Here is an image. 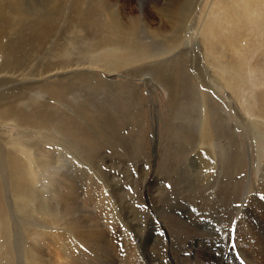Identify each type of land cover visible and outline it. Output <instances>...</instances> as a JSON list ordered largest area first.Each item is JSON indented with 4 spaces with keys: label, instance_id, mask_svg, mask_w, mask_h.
<instances>
[{
    "label": "rangeland",
    "instance_id": "rangeland-1",
    "mask_svg": "<svg viewBox=\"0 0 264 264\" xmlns=\"http://www.w3.org/2000/svg\"><path fill=\"white\" fill-rule=\"evenodd\" d=\"M103 1L123 24L136 21L135 36L152 46L153 52L150 49L143 60L126 63L124 57L131 50L126 52L100 42L93 27L72 21L68 26L62 15L69 10L70 0H0L9 15V24L18 16L16 10L24 13V21L14 26L17 30H27L42 14L53 20L50 36L43 46L29 52L35 43L31 40L26 45L29 54L23 65L16 70L0 71V90L5 88L0 91V104L4 103L0 105V147L5 163L4 171L0 166V173L3 171L0 174V196L3 197H0V264H26L24 240L35 236V229L40 228L33 224L50 225L51 221L38 213L37 207L50 203L45 187L62 153L68 166L74 167L71 170L75 171L74 180L91 178L110 193L112 208L103 223L122 221L128 227L131 223L140 225L138 234L143 238L146 234L151 236L152 254L162 264H213L211 244L219 234L228 232L236 239L234 223L242 206H248L245 198L254 194L264 173V124H261L264 123V0H189L192 9L183 18L177 43H168L173 31L168 18L159 11L165 0ZM93 4L102 16L105 8ZM14 11L12 19L10 13L13 15ZM11 29L7 27L6 34H12L10 38H13L15 32ZM71 29L73 33L69 32ZM4 37L5 41L7 36ZM80 44L84 45L82 50ZM43 47L46 48L44 55L49 52L47 56L38 54L43 52ZM78 53H83V57ZM109 58L120 60L121 66L108 71ZM49 60L54 67L44 74L40 64L47 65ZM12 95L14 98L9 100ZM239 96L244 97L243 105L247 107L241 106ZM203 101L208 104L213 101L206 144L200 141L199 127ZM38 144L45 148L39 161L34 155ZM199 149L200 157L208 164L201 170L207 177L206 184L204 179L195 180L193 173V159ZM25 152H29L37 170L41 167L44 188L33 184ZM79 157L87 164L79 162ZM72 160L82 164L81 169ZM88 161L97 163L98 168ZM94 172L102 180L96 179ZM256 196L263 201L261 195ZM28 200L32 203H27ZM114 234L113 243L123 247L119 237H124L123 234L120 231Z\"/></svg>",
    "mask_w": 264,
    "mask_h": 264
},
{
    "label": "bare ground",
    "instance_id": "bare-ground-1",
    "mask_svg": "<svg viewBox=\"0 0 264 264\" xmlns=\"http://www.w3.org/2000/svg\"><path fill=\"white\" fill-rule=\"evenodd\" d=\"M2 1V0H1ZM68 1V0H67ZM84 0H70V7L67 12H65L62 16L64 20L68 23L72 21V23H82L79 24L81 26H89L93 27L95 30V33L99 35V41L105 43L106 45H112L115 46L116 49L119 48L124 51H132V53H127L130 55H127L124 57V61L126 63L135 62L136 60H141V58L149 52V50H152V46L147 44L145 41L137 38L135 36L136 32V21L131 20L127 25L123 24L121 20L117 17V15L110 10V7L106 5V3L103 0H92L91 3L87 4L86 2L83 4ZM48 2V1H47ZM15 3H17L15 1ZM49 3V2H48ZM96 3L100 7L105 8L104 14L102 16L98 15V11L94 7ZM17 5V4H16ZM164 6L160 7L159 11L161 14L168 18L171 30L173 31V34L171 38L168 40L169 42H176L178 41V32L181 29V26L183 25V18H185L186 13L192 9L191 4L189 0H165ZM18 12V16L14 18L13 15L10 13V17L14 20L12 24L8 23V13L6 14V11L3 10L2 3H0V71L6 70V69H12L16 70V68H19L18 66L23 65L25 56L28 53V50L26 48V45L32 40L34 41V45L31 48L30 51L35 52V48L37 49V46H43L41 45L49 36L51 29L49 28L53 24V20L50 16L47 14H42L35 21H32L29 25V28L26 30H17L14 28L15 25L21 24L24 19L25 15L23 12L16 10ZM31 12V11H30ZM36 12V11H35ZM34 12V13H35ZM32 14V12H31ZM106 14V15H105ZM12 15V16H11ZM16 15V14H15ZM256 16V15H255ZM261 15L260 17H262ZM9 17V18H10ZM259 17V18H260ZM256 18V17H255ZM258 18V17H257ZM263 18V17H262ZM11 20V19H10ZM259 20V19H258ZM258 22H261L258 21ZM66 23V24H67ZM256 23V22H254ZM257 26V25H256ZM7 27H11L12 31L15 32L13 38L12 34L7 35ZM73 27V26H72ZM141 27V26H140ZM259 27V26H258ZM72 30V29H71ZM74 30V29H73ZM69 31L70 33L74 31ZM87 30V29H86ZM213 33V32H211ZM61 34V33H60ZM4 35L7 36V40L4 41ZM56 35V34H55ZM62 35V34H61ZM71 35V34H70ZM76 35V34H74ZM214 35V34H213ZM212 35V36H213ZM64 36V35H63ZM77 36V35H76ZM80 36V35H79ZM78 36V37H79ZM85 37V34L83 35ZM211 36V35H210ZM55 37V36H54ZM53 37V38H54ZM71 37V36H70ZM3 38V41H2ZM36 38V41L33 40ZM59 38V37H57ZM82 38L81 36L79 37ZM72 39V38H71ZM74 39V38H73ZM86 37L85 40L86 41ZM52 40V39H51ZM70 40V39H69ZM78 40V39H77ZM76 40V42H77ZM31 41V42H32ZM56 43V40H55ZM63 43V42H62ZM175 43V44H176ZM44 44V43H43ZM59 44V43H58ZM54 44V45H58ZM68 44V43H67ZM87 44V42H86ZM101 44V43H100ZM171 45V44H170ZM56 46H54V49H57ZM66 46V45H65ZM83 46V47H82ZM80 44L81 50L84 48V45ZM86 46V45H85ZM89 47V45L87 44ZM86 46V47H87ZM48 47V46H47ZM61 47V46H60ZM68 47V46H67ZM109 47V46H108ZM107 47V48H108ZM26 48V49H25ZM50 49V48H49ZM53 49V50H54ZM61 49V48H60ZM72 49V48H71ZM87 49V48H86ZM85 49V50H86ZM162 49V48H160ZM46 48L43 47V52H39L38 54L45 53ZM52 49H50L51 51ZM62 51L65 50L64 48L61 49ZM61 50L60 53H61ZM89 50V49H87ZM154 50V49H153ZM152 50V52H153ZM157 50V49H156ZM159 50V48H158ZM170 50V49H169ZM49 51V50H48ZM66 51V50H65ZM161 51V50H159ZM209 51V50H208ZM55 54V51H52ZM87 52V51H86ZM157 52V51H156ZM77 53V52H76ZM81 53V51H80ZM78 53V54H80ZM99 53V52H98ZM101 53V52H100ZM118 53V52H117ZM125 53V52H124ZM150 53V52H149ZM163 53V50H162ZM49 54V52L47 53ZM47 54H45L47 56ZM51 54V53H50ZM58 54V53H57ZM83 54V53H82ZM82 54H80L82 56ZM108 54V53H106ZM120 54V52H119ZM155 54V53H154ZM44 55V56H45ZM79 55V56H80ZM84 55V54H83ZM101 55V54H99ZM105 55V54H104ZM145 55V56H146ZM157 55H160V53ZM41 56V55H40ZM39 56V58H40ZM49 56V55H48ZM58 56V55H55ZM78 56V55H77ZM78 56V58H80ZM106 56V55H105ZM110 58L112 54H109ZM156 56V55H155ZM215 56V55H214ZM50 57V56H49ZM83 57V56H82ZM149 57V56H147ZM151 57V56H150ZM42 58V57H41ZM46 58V57H45ZM54 58V57H53ZM65 58V56H64ZM100 56H97V59H99ZM109 58V59H110ZM209 58V56H208ZM61 59V58H60ZM67 59V58H66ZM83 59V58H82ZM101 59V58H100ZM99 59V60H100ZM147 59V58H146ZM212 59V58H211ZM44 60V59H43ZM42 60V61H43ZM96 60V59H95ZM143 60V58H142ZM50 63H45V65L42 63L40 64V67L42 69V72L44 74H47L52 70L54 67V64L50 65L51 60H49ZM58 61V60H57ZM97 61V60H96ZM109 61V60H107ZM106 61V62H107ZM123 61V60H122ZM213 61V60H212ZM215 61V60H214ZM55 62V61H54ZM105 62V61H102ZM100 61L101 64H104ZM133 62V63H134ZM66 63V62H65ZM98 63V61H97ZM123 63V62H122ZM58 64V63H57ZM61 64V63H60ZM68 64V62H67ZM106 64V63H105ZM213 64V63H211ZM214 65V64H213ZM39 66V65H38ZM97 66V65H95ZM99 66V65H98ZM102 66V65H101ZM105 66V65H104ZM121 66L120 60L110 59V62L108 66H106L108 71L115 70ZM132 66V65H131ZM249 66V65H248ZM52 67V68H51ZM100 67V66H99ZM103 67V66H102ZM128 67V66H127ZM220 67V66H217ZM225 67V66H224ZM230 67V66H229ZM66 68V67H65ZM71 68V67H70ZM80 68V67H79ZM226 68V67H225ZM247 68V67H246ZM245 68V69H246ZM223 69V68H222ZM233 69V68H232ZM34 70L37 71L35 68ZM74 70V69H73ZM105 70V71H107ZM221 70V69H220ZM235 70V69H234ZM254 70V69H253ZM222 71V70H221ZM12 72V71H10ZM14 72V71H13ZM71 72V70H70ZM222 72H226L224 69ZM16 73V72H15ZM13 73V74H15ZM34 74V72H32ZM221 73V72H220ZM245 73V72H244ZM249 73V72H248ZM2 74V73H1ZM4 74V73H3ZM36 74V73H35ZM228 74V72H227ZM238 74V73H237ZM240 74H242L240 72ZM245 75V74H244ZM40 76V74L38 75ZM44 76V75H43ZM239 76V75H238ZM237 76V77H238ZM253 76V75H252ZM69 77V76H68ZM26 78V77H25ZM222 78V77H221ZM230 78V77H229ZM234 78V77H233ZM248 78V77H247ZM246 78V79H247ZM10 79V78H9ZM235 79L236 78L235 76ZM243 79V77H242ZM245 79V80H246ZM251 79V78H249ZM3 79H1L2 81ZM12 82L13 79H11ZM223 80V79H222ZM233 80V79H232ZM241 82V79H239ZM244 80V81H245ZM253 80V79H252ZM261 80V79H260ZM5 81V80H3ZM236 81V80H234ZM243 81V80H242ZM248 81V79H247ZM246 81V82H247ZM229 82V81H228ZM236 83V82H235ZM242 83V82H241ZM245 83V82H244ZM249 83V81H248ZM3 84V83H2ZM229 84V83H228ZM227 84V85H228ZM240 84V83H239ZM258 84V83H256ZM18 85V83H17ZM230 85V84H229ZM228 85V86H229ZM244 85V84H243ZM20 85H18L19 88ZM220 87V85H218ZM232 86V84H231ZM235 86V85H233ZM232 86V87H233ZM1 87V86H0ZM17 86H14V88ZM224 87V86H223ZM238 87V86H237ZM240 87V86H239ZM13 88V87H12ZM13 88V89H14ZM21 88V87H20ZM222 88V87H221ZM5 89V88H4ZM2 89V90H4ZM7 89V88H6ZM0 90V91H2ZM12 90V89H11ZM224 90V89H223ZM234 90V89H233ZM232 92V91H231ZM245 93V92H244ZM201 94V93H200ZM9 94H7L8 96ZM204 95V94H203ZM231 95V94H230ZM236 95V94H235ZM245 95V94H244ZM6 96V97H7ZM199 96V95H198ZM201 96V95H200ZM210 96V95H209ZM246 96V95H245ZM249 96V95H248ZM14 98L12 95L10 98ZM204 97V96H203ZM202 98V96H201ZM244 98V97H243ZM243 98L239 96V101L241 103V106L243 105ZM252 98V97H251ZM233 99V96H232ZM2 100V97H1ZM238 100V99H237ZM246 100V99H245ZM4 101V100H3ZM238 101V102H239ZM209 102V101H208ZM248 102V101H247ZM213 103V101H212ZM208 104L207 101H203V110H202V117L199 119L200 121V141L202 144L205 141L206 135H207V123L208 118L210 119V112L209 108H211V104ZM4 104V103H3ZM2 104V105H3ZM1 105V104H0ZM1 105V106H2ZM216 106V105H215ZM214 106V108H215ZM219 105L217 104V107ZM244 106V105H243ZM244 107H247L246 105ZM212 108V109H214ZM199 109V107H198ZM197 109V110H198ZM211 109V110H212ZM242 109V108H241ZM240 109H238L239 111ZM250 110V109H248ZM243 114L244 113V110ZM240 112V111H239ZM200 113V112H199ZM212 113V112H211ZM216 113V111H215ZM219 113V110H218ZM249 113H252L251 110ZM198 114V112H197ZM241 114V113H240ZM215 115V114H214ZM251 115V114H250ZM198 117L200 115H197ZM217 116V115H216ZM215 118L217 119V117ZM252 116V115H251ZM195 117V116H194ZM244 117V116H243ZM214 118V120H215ZM250 118V117H249ZM253 118V117H252ZM190 119V118H189ZM188 119V120H189ZM196 120V119H195ZM213 120V119H212ZM198 121V119H197ZM210 121V120H209ZM249 121V120H246ZM219 122V119H218ZM263 122V121H262ZM192 123V122H191ZM211 123V122H209ZM250 123V122H249ZM198 124V123H197ZM222 124V123H221ZM254 124V123H253ZM264 124V123H261ZM213 125V124H212ZM223 125V124H222ZM252 125V124H251ZM250 125V126H251ZM257 125V124H256ZM255 125V126H256ZM196 126V124H195ZM244 126V125H243ZM259 126V125H258ZM197 127V126H196ZM212 127V126H211ZM210 127V128H211ZM225 127V126H224ZM217 128V127H216ZM223 128V126H222ZM263 128V127H262ZM197 129V128H196ZM254 129V126H253ZM251 128V130H253ZM261 129V127H260ZM212 131H215L211 128ZM219 130V127H218ZM216 130V132L218 131ZM226 130V129H225ZM250 131V129H248ZM255 130V129H254ZM257 130V129H256ZM209 131V130H208ZM264 132V129L263 131ZM225 133V132H224ZM253 133V132H252ZM251 133V134H252ZM210 134V133H209ZM213 134V133H212ZM217 134V133H215ZM222 135L221 131L219 133ZM227 134V132H226ZM250 134V135H251ZM257 135V134H256ZM208 136V135H207ZM219 136V135H218ZM228 138L231 135H227ZM209 137V136H208ZM210 137H212L210 135ZM215 137V136H214ZM223 137V136H222ZM154 139V138H153ZM257 139V138H256ZM264 139V138H263ZM262 139V140H263ZM4 140V139H3ZM207 140V139H206ZM230 140V139H229ZM228 140V141H229ZM8 141V140H7ZM10 141V140H9ZM157 141V140H155ZM260 141V138H259ZM12 142V141H11ZM207 140V145H208ZM258 142V140H257ZM261 142V141H260ZM259 142V143H260ZM35 143V142H34ZM37 143V142H36ZM264 143V141L262 142ZM260 143V144H262ZM31 144V143H30ZM49 144V143H48ZM52 144V143H50ZM57 144V143H56ZM206 144V143H204ZM229 144V143H228ZM4 145V144H3ZM6 145V144H5ZM8 145V144H7ZM32 145V144H31ZM40 144H38V147L35 149L37 152L34 153L36 157H38L37 161H39V157L42 155L44 151V147H40ZM59 145V144H58ZM66 145V144H65ZM213 145V143H212ZM224 145V144H223ZM15 146V145H14ZM54 146V145H53ZM154 146V145H153ZM205 146V145H204ZM16 147V146H15ZM19 147V146H18ZM197 147V146H196ZM219 147V146H218ZM20 148V147H19ZM35 148V146H34ZM68 148V147H66ZM70 148V147H69ZM154 148V147H153ZM209 148V147H208ZM215 148V147H214ZM228 148V147H227ZM261 148V147H260ZM15 149V148H14ZM262 149V148H261ZM16 150V149H15ZM196 150V149H195ZM202 150V149H201ZM264 152V151H263ZM3 151L0 147V166L1 169L4 168L5 165L3 158H2ZM10 153V152H9ZM29 152H25L23 155L24 157L28 158L30 167H31V180L33 184H37V188H44L45 178L43 179V176L40 174L42 172H39L41 170V167H39V170H37L31 161V157L28 154ZM78 153V152H77ZM10 153L9 155H11ZM15 153H13L14 155ZM59 154V153H58ZM74 154V153H73ZM196 158L193 159V166H194V176L195 180L202 181L203 179L207 178L204 174L205 172L201 171L205 166L208 165L206 160H202L203 158L200 157V149L197 151ZM54 155V154H53ZM216 155V154H215ZM261 155V154H260ZM263 155V154H262ZM12 156V155H11ZM79 156V155H78ZM89 156V155H88ZM221 156V155H220ZM7 157V156H6ZM33 157V156H32ZM35 157V158H36ZM69 157V156H67ZM72 157V156H71ZM70 157V158H71ZM84 157V156H83ZM82 157V158H83ZM193 157V156H192ZM11 158V157H10ZM50 159V158H49ZM79 162L84 163L80 157L77 158ZM192 159V158H191ZM35 160V159H34ZM15 161V160H14ZM41 161V160H40ZM44 161V160H43ZM50 161V160H49ZM74 160H72L73 162ZM184 161V160H183ZM36 162V161H35ZM71 162V161H70ZM76 162V161H74ZM73 164L77 165V162ZM89 163H92L88 161ZM185 162V161H184ZM7 163V162H6ZM13 162H11V165ZM41 163V162H39ZM48 163V162H46ZM68 161L66 160V157L63 155L59 156L55 161V168L52 171L54 173L50 176L49 184L45 187L46 188V194L50 200V203L48 206L43 207L41 205L40 207H37V212H41L42 215H45L47 219H49L50 225L43 226V224L39 223L40 225L33 224L35 227L38 226L40 228L35 229L37 231V234L35 236H31V238L24 240V257H27L26 264H162V261L153 253L152 254V243L153 239L150 235H147V237L143 238L138 234L137 228L140 226L137 223H129V227L126 226L124 222H107V219L104 221L103 219L108 216V214L111 211V202L113 200H110V193L107 189L103 188L101 185L97 184L98 182H94L91 178L85 179V180H74L72 178V175L75 171L74 167L68 166ZM71 164V163H70ZM87 164V163H84ZM96 166V164L93 162ZM91 164V166H92ZM202 164L204 165L202 167ZM17 165V164H14ZM79 165V164H78ZM77 165V166H78ZM187 165V164H185ZM39 166V164H38ZM44 166V165H43ZM74 166V165H73ZM80 169L82 164L79 165ZM78 166V167H79ZM14 167V166H13ZM53 167V166H52ZM88 167V166H86ZM97 167V166H96ZM260 167V166H259ZM11 167H8V169ZM83 168H85L83 166ZM98 168V167H97ZM258 168V167H257ZM79 169V170H80ZM193 168L191 167V170ZM7 170V169H6ZM11 170V169H10ZM45 170V169H44ZM180 168L178 169V171ZM182 170V167H181ZM180 170V171H181ZM187 170V169H186ZM210 170V169H209ZM1 171V170H0ZM2 171V172H3ZM185 171V169H184ZM2 172L0 174H2ZM78 172V171H77ZM89 172V171H88ZM7 173V172H5ZM25 173V172H24ZM81 173V172H79ZM186 173V172H185ZM8 174V173H7ZM182 174V172H181ZM189 174V172L187 173ZM192 173L190 172V175ZM9 175V174H8ZM25 175V174H24ZM80 175V174H78ZM82 175V174H81ZM86 175V174H85ZM96 179H101L100 175L98 173L94 172ZM105 175V174H104ZM165 175V174H164ZM185 175V174H184ZM46 176V175H45ZM44 176V177H45ZM103 176V175H102ZM154 176V175H153ZM193 176V175H192ZM25 177V176H24ZM75 178V176H73ZM155 177V176H154ZM186 177V176H185ZM184 177V178H185ZM16 178V177H15ZM82 178V176H81ZM86 178V176L84 177ZM148 178V177H147ZM157 178V176H156ZM47 179V176H46ZM76 179V178H75ZM79 179V178H78ZM187 179L190 180L188 177ZM23 180V179H22ZM102 180V179H101ZM147 180V179H146ZM189 180L186 182H189ZM193 180V179H192ZM191 181V180H190ZM7 182V181H6ZM158 182V181H157ZM161 182V181H160ZM10 183V181L8 182ZM102 183V182H101ZM156 183V182H155ZM198 183V182H196ZM194 183V184H196ZM203 183V182H202ZM200 183V184H202ZM5 184V182H4ZM190 184V183H189ZM206 184V180H205ZM12 185V184H11ZM25 185V184H24ZM157 185V184H156ZM188 185V184H187ZM4 186V185H3ZM7 186V185H6ZM10 187V186H9ZM34 187V186H33ZM78 187H81V190H78ZM106 187V186H105ZM155 187V186H154ZM158 188V187H157ZM182 188V187H181ZM186 188V187H184ZM183 188V189H184ZM148 189V188H147ZM153 189V188H149ZM156 189V188H155ZM180 189V188H179ZM42 190V189H41ZM118 190V189H117ZM160 190V189H159ZM158 190V191H159ZM8 191V189H7ZM2 192V191H1ZM115 192V191H114ZM155 192V191H154ZM157 192V190H156ZM205 192V191H204ZM9 193V192H8ZM13 193V192H12ZM34 193V192H33ZM39 193V192H38ZM150 193V192H149ZM152 193V192H151ZM209 193V192H208ZM7 194V193H6ZM5 194V195H6ZM42 194V193H41ZM156 194V193H155ZM161 194V193H160ZM207 194V193H206ZM211 194V193H210ZM261 195V198H263V201L257 198L256 195ZM35 195V194H34ZM38 196V195H37ZM114 196V195H113ZM121 196V195H120ZM1 197V196H0ZM34 197V196H33ZM119 197V196H117ZM154 197V196H153ZM155 197H157L155 195ZM154 197V198H155ZM160 197V196H159ZM3 198V197H1ZM148 198V197H147ZM152 198V199H154ZM117 199V198H116ZM121 199V198H120ZM151 199V198H150ZM159 199V198H157ZM248 199L252 200L251 202L248 201ZM8 200V199H7ZM33 200V199H32ZM43 200V198H42ZM123 200V199H122ZM206 200V199H205ZM208 200V199H207ZM259 200V201H258ZM125 201V200H124ZM153 201V200H152ZM209 201V200H208ZM207 201V203H208ZM245 203L247 202L248 206L245 208L242 206L241 213L237 217L235 223H234V230L236 231V239L234 240L229 232L227 234H219L218 239L214 241V244H211V247H207L210 250V256H211V263L213 264H264V173L262 172L261 177H259V180L257 182V186L255 188L254 194H251L249 198H245ZM8 202V201H6ZM16 202V201H15ZM126 202V201H125ZM156 202V201H155ZM27 203H32L31 200H28ZM118 203V202H117ZM210 203V202H209ZM208 203V204H209ZM212 203V202H211ZM21 204V203H20ZM152 204V203H151ZM10 205V204H9ZM34 205V204H33ZM114 205V203H113ZM119 205V204H118ZM122 205V204H121ZM155 205V204H154ZM157 205V204H156ZM256 205V207H255ZM123 206V205H122ZM130 206V205H129ZM153 206V204H152ZM14 207V206H13ZM23 208V207H22ZM28 208V207H27ZM129 208V207H127ZM127 208L125 210H127ZM29 209V208H28ZM17 210V209H16ZM25 210V209H24ZM129 210V209H128ZM183 210V209H182ZM219 210V209H218ZM5 211V210H4ZM28 211V210H27ZM36 211V210H35ZM158 211V210H157ZM16 212V211H15ZM125 212V211H124ZM162 212V211H161ZM24 213V212H22ZM16 214V213H15ZM30 214V213H29ZM27 214V216L29 215ZM35 215V212L32 213ZM40 214V215H41ZM38 215V214H37ZM20 216V215H19ZM18 216V217H19ZM3 217V216H2ZM14 217V216H12ZM36 217V216H35ZM101 217V218H100ZM128 217V216H126ZM24 218V217H22ZM37 218H40L37 217ZM131 218V217H130ZM129 218V219H130ZM134 218V217H133ZM12 219V218H10ZM15 219V218H14ZM21 219V218H20ZM25 219V218H24ZM23 219V220H24ZM36 219V218H35ZM18 220V219H17ZM27 220V219H26ZM6 221V220H5ZM19 221V220H18ZM21 221V220H20ZM62 221V222H60ZM135 221V220H134ZM29 222V221H28ZM35 222H37L35 220ZM34 222V223H35ZM40 222H42L40 220ZM47 223V222H46ZM7 224V223H6ZM52 224V225H51ZM8 225V224H7ZM29 225V224H27ZM118 225V226H117ZM6 226V225H5ZM2 227V226H1ZM10 227V226H9ZM17 227V226H16ZM11 229V228H10ZM29 229V228H28ZM32 229V228H31ZM17 230V229H16ZM139 230V229H138ZM151 230V229H150ZM22 231V229H21ZM120 231L124 237H121L120 240L121 245L123 247L119 248L117 247L115 243V232L117 233ZM4 232V231H3ZM6 232V231H5ZM25 233V232H24ZM29 233V232H28ZM152 233V232H151ZM1 234V233H0ZM35 234V233H33ZM23 235V233H22ZM29 235V234H28ZM26 236V235H25ZM112 236V237H111ZM29 237V236H28ZM11 238V237H10ZM22 239V238H21ZM139 239L140 241H138ZM19 240V239H18ZM5 241V238H4ZM162 241V240H161ZM204 241V239H203ZM114 242V243H113ZM190 242V241H189ZM193 242V241H192ZM197 242V241H196ZM195 242V243H196ZM18 243V242H17ZM33 243V246L31 244ZM203 243V242H201ZM19 244V243H18ZM192 244V243H191ZM204 244V243H203ZM208 244V243H207ZM217 244V245H216ZM17 245V244H16ZM39 245V247H38ZM20 246V245H18ZM22 246V245H21ZM195 246V245H193ZM14 247V246H13ZM200 247V246H199ZM197 247V248H199ZM205 248V247H204ZM17 249V248H16ZM20 249V248H19ZM153 249V248H152ZM200 250V249H199ZM211 250L212 254H211ZM9 252V251H8ZM207 253V252H206ZM18 254V253H17ZM12 256V255H11ZM14 256V255H13ZM208 256V255H207ZM9 257V256H8ZM22 257V256H21ZM23 257V258H24ZM3 258V257H2ZM6 258V257H5ZM10 259V258H9ZM15 259V258H14ZM13 259V260H14ZM5 260V259H4ZM11 260V259H10ZM9 260V261H10ZM8 261V262H9ZM18 262V261H16ZM25 262V260H24ZM4 264V263H2Z\"/></svg>",
    "mask_w": 264,
    "mask_h": 264
}]
</instances>
